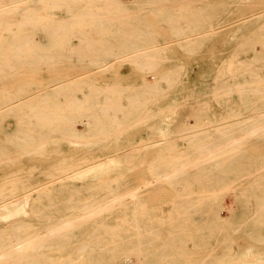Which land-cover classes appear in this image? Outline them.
I'll use <instances>...</instances> for the list:
<instances>
[{
	"label": "bare ground",
	"instance_id": "obj_1",
	"mask_svg": "<svg viewBox=\"0 0 264 264\" xmlns=\"http://www.w3.org/2000/svg\"><path fill=\"white\" fill-rule=\"evenodd\" d=\"M156 1L0 0V264L264 263V250L258 248L264 246V153L239 152L255 143L264 145V125L248 117L240 122L248 128L239 136L231 137L230 130L205 131L221 134L217 143L188 136L187 165L157 178L187 182V201L177 195L180 200L154 206L135 201L144 186L122 193L126 178L116 163L138 160L144 147L132 151L121 143L143 123L140 117L195 105L190 101L195 95L183 91L181 100L157 109L147 104L152 100L145 101L151 95L161 101L169 92L182 90L187 75L171 71L179 68L175 66L159 80L141 85L91 80L104 77L94 73L35 78L36 70L61 63L108 70V55L135 45H140L138 54L126 61L145 70L151 67L148 61L169 60V46L158 35L160 23L176 35L209 30L217 34L234 13L226 4L211 7L202 0H182L160 9L165 1ZM151 2L158 20L154 23L145 15V4ZM98 35L105 40L97 41ZM210 35L182 46L208 41ZM256 37L239 43L237 59L246 52L257 60L264 57L255 49L264 30ZM241 64L215 79L220 85H215L214 95H225V101L240 99L245 108L264 112V90L258 86L264 80L252 73L258 66ZM196 106L195 113L211 111L208 102ZM161 141V150L151 155L154 160L186 157L176 146H164L165 137ZM102 171L110 172L109 177L101 176ZM58 174L49 186L33 183ZM225 188L237 192L250 216L227 210L229 215L223 216L220 191ZM249 217L251 225L244 223ZM244 237L256 239L255 247L242 249L238 239Z\"/></svg>",
	"mask_w": 264,
	"mask_h": 264
},
{
	"label": "rangeland",
	"instance_id": "obj_2",
	"mask_svg": "<svg viewBox=\"0 0 264 264\" xmlns=\"http://www.w3.org/2000/svg\"><path fill=\"white\" fill-rule=\"evenodd\" d=\"M125 1V0H124ZM131 0H126V2ZM154 3H158L159 1ZM165 1V2H164ZM160 3L159 9L164 5H169L173 2L178 3L182 0H164ZM201 4L203 5H218L226 4V7L233 10L234 13L229 17L221 31L217 34H212V31H187L185 33L176 35L169 30L167 24L160 23L158 26V32L160 39L165 41L164 45H168V53L165 54L166 57H169L167 61H155L148 64L151 66L148 69L142 70L136 67L135 63L126 61V59L135 57L138 54L140 45H135L131 47L123 48L124 52L117 55H108L109 69H92V68H79L69 65L68 63L57 64L54 67L46 68L43 70H36L34 72L36 79L38 80H51V78L41 77V75L46 74H58L60 72H67L71 74H101L104 75L103 78H94L91 80H99L102 82L105 81H118L128 84L141 85L144 82H154L159 80L162 75L168 73L173 67H179L177 70H171L173 72H179L185 74L184 88L182 90H174L168 93L166 98L159 99L154 95H151L145 99L152 100L153 102L147 103L151 108L157 109L159 106H164L165 104L172 103L175 100H181L183 96L180 95L181 91L187 96L194 94L195 97L190 99L191 103L195 105H189L187 107H182L176 111H169L163 114H160L157 117H140L141 123L136 126L127 136L130 137L128 141L122 142V146L126 145L127 147H132V151L138 150V147H144L140 149V152L143 154L138 160H124L118 161L116 164L117 172H121L125 175L126 182L122 190V193L132 192L137 187H143L142 197H138V200L135 201H144L150 205H160L163 202H172L175 200H180L177 195H184L186 198H183L187 201V182L177 184L178 182H162L158 181L159 178L164 172L169 171L175 167H180L187 165V137L193 135H201L202 138H214V142L217 143L221 134L214 133L213 135L207 134L205 131H214L215 129H221L224 131L230 130L229 135L231 137L239 136L241 130L248 127L241 125L240 122L244 118H250L251 120L258 121V125H264V117L260 115L264 112H260L257 109H247L242 104L243 101L231 100L225 101L226 96H217L214 95L215 85L218 84L215 79L222 78L223 73L230 72L234 67H242L244 64L248 63L254 64L255 66L252 69L253 74H257L258 77L264 80V57L262 59H255V54L252 52H246L239 54L238 59L235 56L237 52L238 45L242 41L246 40L249 37L255 39L257 34L263 33L264 30V0H202ZM148 5V11L145 12L147 20L151 23L157 22L156 9L152 2L146 3ZM166 5V6H167ZM143 6V5H142ZM151 7V8H150ZM132 9H135L132 6ZM240 20V21H239ZM232 22V23H231ZM213 27L218 28L219 24L212 25ZM256 29V30H255ZM224 31V32H223ZM223 32V34L221 33ZM212 34V35H210ZM219 34V35H218ZM210 35L211 39L204 42H196L195 45L189 44L187 46H182V43L187 41H196L207 38ZM184 36V37H183ZM104 35H98L95 37L97 41H104ZM260 38V37H259ZM263 39V40H262ZM44 40V38H43ZM255 49L259 54L264 53L263 42L264 38L256 40ZM258 47V48H257ZM89 56V55H88ZM241 61V62H239ZM246 61V62H244ZM261 61L263 63H261ZM140 64V62H138ZM263 64V65H262ZM261 67V68H260ZM263 67V69H262ZM224 71L221 73V70ZM192 70V71H191ZM188 71V72H187ZM260 72V73H259ZM262 74V75H261ZM250 75V74H249ZM261 76V77H260ZM189 77V78H188ZM192 82V83H191ZM188 83V85H187ZM262 90H264V85H258ZM231 87L230 84L226 86ZM258 87V88H259ZM256 88V89H258ZM234 95V94H233ZM232 96V95H231ZM236 96V95H235ZM232 96L233 98H236ZM257 94H253V97H256ZM229 98V97H227ZM208 102L211 107V111H202L200 113H195L193 109L197 108L196 104H204ZM233 102L232 104H229ZM232 107L225 108L223 106ZM234 107V108H233ZM223 109V110H222ZM230 109V110H229ZM229 110V111H228ZM262 113V114H261ZM145 122V123H144ZM255 125V126H256ZM254 126V127H255ZM85 126L79 125L78 128L81 132H85ZM216 127V128H215ZM157 128V129H156ZM206 129V130H204ZM189 130L192 132L188 133ZM236 130V131H234ZM197 132V133H196ZM148 133V134H147ZM193 133V134H192ZM189 134V135H187ZM130 135V136H129ZM207 135V136H206ZM261 135V134H259ZM228 136V135H227ZM126 137V136H125ZM166 138L164 146L174 145L176 146L181 153H185L186 157L179 159H166L161 161H156L151 155L160 151V143L162 138ZM160 139V140H159ZM204 140L201 141L203 143ZM199 143V142H197ZM115 146H121L120 144H114ZM129 145V146H128ZM182 145V147H181ZM245 145H253L252 143L246 142ZM63 148H67L66 144H62ZM179 146V147H178ZM254 147L245 148L247 150H239V152L260 154L264 153V145L255 143ZM262 146V147H261ZM182 149V150H181ZM118 151V149H116ZM122 151V150H121ZM124 151V150H123ZM122 151V152H123ZM108 153L110 151H107ZM197 152V151H196ZM103 162H108L102 160ZM102 161H93V162H102ZM184 162V163H182ZM26 163V162H25ZM182 163V164H181ZM186 163V164H185ZM175 164V166H174ZM51 166V165H49ZM108 166V165H107ZM174 166V167H173ZM157 167V168H156ZM122 168V169H121ZM121 169V170H120ZM166 170V171H165ZM160 171V172H159ZM162 171V172H161ZM107 171H102L99 174L101 176L109 177L106 173ZM159 172V173H158ZM158 173V174H156ZM262 175V174H261ZM59 174L54 177H45V179H37L33 183L41 186H49L57 182ZM110 179V178H106ZM111 180V179H110ZM240 185V184H238ZM170 188V189H169ZM178 188V189H177ZM221 199L223 198V216H228L229 214L233 215H248L251 213L245 211L241 208L237 200V192H232L225 189L220 191ZM171 207V205H168ZM166 207V208H170ZM229 214H228V212ZM245 212V213H244ZM246 216V217H248ZM253 218V215H252ZM248 221L246 220L247 225L252 224V219L249 217ZM243 224V223H241ZM242 249H252L255 247L254 242L256 239L253 237L245 238L242 240L238 239ZM261 250H264V246H258ZM264 260V255L262 256ZM255 264H264L257 262Z\"/></svg>",
	"mask_w": 264,
	"mask_h": 264
}]
</instances>
